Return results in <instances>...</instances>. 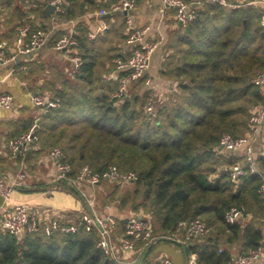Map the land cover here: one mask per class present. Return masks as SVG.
Masks as SVG:
<instances>
[{
    "label": "trees",
    "instance_id": "trees-1",
    "mask_svg": "<svg viewBox=\"0 0 264 264\" xmlns=\"http://www.w3.org/2000/svg\"><path fill=\"white\" fill-rule=\"evenodd\" d=\"M57 15L69 18L75 10L68 7ZM263 27L250 7L209 3L184 26L179 57L170 61L167 72L177 90L166 104L153 102L152 112L143 108L146 92L111 96L118 82L107 89L99 83L92 42L81 37L76 73L81 83L65 82L64 88L62 80L53 95L60 104L39 118L38 143L60 146L74 167L88 164L103 171L114 164L134 171L133 188L121 194V202L151 214L156 233L169 234L180 221L203 219L207 232L183 245L186 253L197 254L198 264H224L235 254L264 249L262 177L249 172L232 180L230 167L242 159L218 149L223 132L249 133L250 110L264 103L253 82L255 72L264 69ZM257 147L255 163L264 176V148ZM232 206L244 211L229 223L225 213ZM97 239L95 229L83 227L50 235L42 228L22 236L5 232L0 264H162L149 256L154 245L136 262L123 263L104 254Z\"/></svg>",
    "mask_w": 264,
    "mask_h": 264
},
{
    "label": "crops",
    "instance_id": "crops-1",
    "mask_svg": "<svg viewBox=\"0 0 264 264\" xmlns=\"http://www.w3.org/2000/svg\"><path fill=\"white\" fill-rule=\"evenodd\" d=\"M48 1L3 0L0 7V40H8L9 54L15 55L14 60L0 66V94L8 92L14 99L12 107H0V176L15 178L19 172H25V176L20 179V184L14 188L9 200H4L0 195V208L15 202L33 205L38 210L41 226L52 220L63 225L74 224L87 206L80 194L65 187L64 183H59L53 189L50 187L54 169L48 157L49 148L40 146L36 140L27 153L20 157L9 153L7 141L27 131L32 125L29 123H33L37 115V110L30 100L31 92L41 91L53 97L55 90L63 87L62 80H64V88L67 86L65 82L73 85L81 82L76 77L78 71L69 59L68 51H56L50 45H46L33 53L21 54L19 53L21 44L17 43V38L20 36L23 41H27L31 32L38 28L49 30L51 38L61 36L71 28L75 29L78 40L83 36L91 40L90 48L93 49L98 61L96 75L99 83L106 89L116 81L110 78L114 67L113 58L126 55L132 50V44L127 40L126 14L104 16L99 13L101 9H109L110 0H63L64 12L68 7L75 10L74 16L64 19L57 15L62 11L46 8ZM187 1L197 13L206 9L209 3H217L216 0ZM227 1L230 5L224 6L228 8L242 6L255 10L264 24V0ZM130 15L135 27H147L144 38L157 44L144 76L151 80L154 103L166 104L177 90V81L168 74L167 70L170 61L175 56L179 57L177 52L181 44H184L182 40L184 26L177 21L173 8L162 10V0H136ZM102 17L108 23L107 28L101 26ZM25 27V31L20 33V29ZM88 32H92L93 35L89 37ZM74 51L79 52L78 47ZM18 63H25L28 67L16 75L12 72V68ZM145 92L147 93V88L141 79L129 87V95L132 96L135 94L142 96ZM262 135L264 140V126L260 136ZM239 154L236 155L240 156ZM113 183L115 184L112 185ZM118 184L122 183L102 180L94 187L89 185L83 187L87 192L94 190L97 196L104 194L108 198L117 188L115 199H110L116 203H107L102 207L99 200L95 199L94 210L109 212L116 218L117 236L113 240L116 254L120 262L132 263L142 258L146 252L140 255L135 251L125 252L119 248V236L122 232L119 220H124L135 212L150 219L152 216L142 209H133L128 203L122 204L121 194L125 190L120 191ZM117 239L118 242L115 241ZM194 241L196 238L190 240V242ZM183 245L172 239L160 240L154 244L149 256L153 261H161V257L169 256L174 264H188L189 253L185 252Z\"/></svg>",
    "mask_w": 264,
    "mask_h": 264
},
{
    "label": "built area",
    "instance_id": "built-area-1",
    "mask_svg": "<svg viewBox=\"0 0 264 264\" xmlns=\"http://www.w3.org/2000/svg\"><path fill=\"white\" fill-rule=\"evenodd\" d=\"M3 0H0V7ZM109 9H101L99 13L103 15L106 12L114 10L126 11V26L128 29L127 40L132 44L130 53L123 56L113 58L114 67L110 74V78L118 82L117 89L112 92L111 96L122 99L129 95V87L134 82L144 77L143 82L147 88V99L143 104L146 112L154 110V98L152 91V83L150 78L145 77L151 55L156 47L155 42L148 41L144 38L147 27H135L132 24L130 11L134 7L136 0H110ZM50 4L55 6V11H63V0H49ZM222 5H230L227 0H216ZM165 8H173L175 17L181 25L185 26L195 19L197 11L190 6L187 0H162V10ZM102 28H107L108 23L105 18L100 19ZM25 28L20 29V33L25 31ZM92 32H88L91 37ZM17 43L21 44L19 53H33L39 48L50 45L56 51H68V57L72 61L76 71L80 70L81 56L77 51H74L79 44L77 31L71 28L68 32L61 36L51 38L50 31L43 28L35 29L31 32L27 41H23L19 36ZM8 40H0V66L15 59V55L9 54ZM28 67L25 63H18L12 68V72L16 75L23 72ZM1 81V75H0ZM253 82L261 89L264 94V69H259L255 72ZM32 105L37 110V115L30 128L19 134L11 137L7 141V149L11 155L23 157L30 146L38 140L36 130L39 126V118L50 107H55L60 104L57 98L46 95L41 91H34L30 94ZM14 104L13 96L8 92L0 94V107L10 108ZM250 123V132L234 136L229 132H223L219 138L218 146L220 150L236 155L240 153L241 161L233 164L230 167V177L236 180L239 176L247 173H258L262 177V181L258 186V192L264 199V176L258 169L255 163V147L259 141L262 128L264 126V103L250 110L248 115ZM48 157L53 165L52 185L56 188L59 183H64V186L70 188L83 198L87 209L79 215L78 221L74 224H60L55 220L41 226L38 210L35 206L15 202L4 205L0 208V235L8 232L17 236H22L27 233H32L42 228L46 235H50L55 231L59 232H75L80 227L86 230L95 229L98 233L96 245L109 258L118 262L116 247L113 239V229L116 227V218L109 212H97L94 210L95 196L84 190V185L91 187L96 186L102 180H109L116 183H128L137 178V174L131 170H121L116 165H109L103 171L93 170L88 164H82L74 167L67 159L66 152L60 146H52L48 149ZM25 176V172L21 171L15 178H6L0 176V195L4 200H9L14 188L20 184V179ZM243 207L232 206L225 213V220L233 223L243 216ZM249 215V214H248ZM208 230L206 222L200 217L193 218L189 221H180L176 230L169 234L156 233L153 231V224L150 217L141 213L135 212L125 218L122 223V232L119 236V248L125 252L144 253L147 247L156 244L161 238L176 240L182 244H187L195 237L205 234ZM162 264H174L169 256L161 257ZM188 264H198L197 254L189 253ZM224 264H264V249L256 247L249 249L246 253H238L232 256L230 260Z\"/></svg>",
    "mask_w": 264,
    "mask_h": 264
},
{
    "label": "rangeland",
    "instance_id": "rangeland-1",
    "mask_svg": "<svg viewBox=\"0 0 264 264\" xmlns=\"http://www.w3.org/2000/svg\"><path fill=\"white\" fill-rule=\"evenodd\" d=\"M262 137H263V135L262 136H260V139H259V144H257V149L259 148V149H262V148H264V140H262ZM115 183H113L112 185H114ZM118 186H119V188H120V191H122V190H127V189H129V188H133V183H131V182H128V183H122V184H118ZM124 186V187H123ZM88 192H90V194H93L94 193V196H95V199L96 200H99V203L101 204V206L103 207V205L105 206L107 203H109V204H113V203H116V202H114V201H112V200H110V198H108V197H106V196H104V194L101 196L100 194V197L99 196H97L96 195V191L94 192V190H92V191H88ZM98 202V201H97ZM116 227L113 229V239H115V236H117L116 234H117V232H116ZM115 241H117L118 242V239L117 240H115Z\"/></svg>",
    "mask_w": 264,
    "mask_h": 264
},
{
    "label": "water",
    "instance_id": "water-1",
    "mask_svg": "<svg viewBox=\"0 0 264 264\" xmlns=\"http://www.w3.org/2000/svg\"><path fill=\"white\" fill-rule=\"evenodd\" d=\"M46 8H49V9H51V10H54L55 9V6L54 5H52V4H47V6H46ZM121 14V13H126V11L125 10H114V11H111V12H106V13H104L103 15L104 16H110V15H114V14ZM180 23V22H179ZM181 24V23H180ZM222 148V146L221 145H219L218 146V149L220 150Z\"/></svg>",
    "mask_w": 264,
    "mask_h": 264
}]
</instances>
